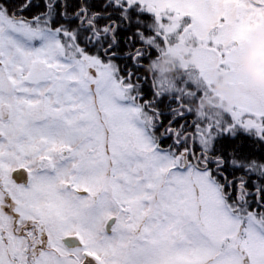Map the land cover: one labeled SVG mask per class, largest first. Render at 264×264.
Wrapping results in <instances>:
<instances>
[{
  "label": "snow or ice",
  "instance_id": "snow-or-ice-1",
  "mask_svg": "<svg viewBox=\"0 0 264 264\" xmlns=\"http://www.w3.org/2000/svg\"><path fill=\"white\" fill-rule=\"evenodd\" d=\"M262 25L264 0H0V264H264V159L224 146L264 141V94L199 107Z\"/></svg>",
  "mask_w": 264,
  "mask_h": 264
},
{
  "label": "clouds",
  "instance_id": "clouds-1",
  "mask_svg": "<svg viewBox=\"0 0 264 264\" xmlns=\"http://www.w3.org/2000/svg\"><path fill=\"white\" fill-rule=\"evenodd\" d=\"M181 47L173 54H161L155 63L147 64L149 73L157 72L161 76H171L179 71L180 58H187L188 48ZM238 65L235 75L242 78L239 83H230V75L226 72L210 70L211 93L201 98L199 107H215L222 111L247 98L249 103L264 94V25L252 34L240 55L236 59ZM211 69V65H209Z\"/></svg>",
  "mask_w": 264,
  "mask_h": 264
},
{
  "label": "trees",
  "instance_id": "trees-1",
  "mask_svg": "<svg viewBox=\"0 0 264 264\" xmlns=\"http://www.w3.org/2000/svg\"><path fill=\"white\" fill-rule=\"evenodd\" d=\"M142 15L145 17L151 16V14L147 12L142 13ZM164 99H165V103H171V96H169L168 94H165ZM221 140H224V138L221 137ZM234 141H238L241 144H244L246 146L254 144L255 145V155L260 159H264V141H258L257 138L251 133L244 131V130H239L236 133L235 137L229 136L227 140L224 141L225 148H227L228 144Z\"/></svg>",
  "mask_w": 264,
  "mask_h": 264
}]
</instances>
